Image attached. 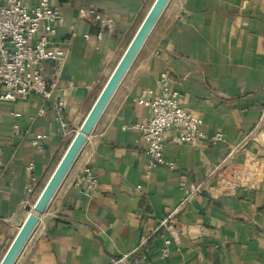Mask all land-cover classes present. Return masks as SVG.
Segmentation results:
<instances>
[{
    "label": "crops",
    "instance_id": "obj_1",
    "mask_svg": "<svg viewBox=\"0 0 264 264\" xmlns=\"http://www.w3.org/2000/svg\"><path fill=\"white\" fill-rule=\"evenodd\" d=\"M153 1L50 0L64 18L51 40L66 52L58 72L44 63L52 98H0V260ZM95 12L115 23L101 38ZM163 73L207 137L166 132V163L150 166L132 127L150 110L134 98L159 91ZM85 165L91 193L76 184ZM137 247V264H264V0L169 1L14 264H108Z\"/></svg>",
    "mask_w": 264,
    "mask_h": 264
},
{
    "label": "built area",
    "instance_id": "obj_2",
    "mask_svg": "<svg viewBox=\"0 0 264 264\" xmlns=\"http://www.w3.org/2000/svg\"><path fill=\"white\" fill-rule=\"evenodd\" d=\"M87 13L85 9H80L81 15ZM63 19L61 10L52 6L50 0H0V86L4 88L0 94L1 99L15 100L31 94L52 98L44 63L53 62L55 72H58L64 62L66 52L51 40L56 24ZM93 21L103 29L99 34L100 38L103 31L115 27L113 18L101 12L94 13ZM159 85V91L145 88L134 98L136 104L150 110L147 122H138L132 126L141 133L150 166L166 163L163 140L166 132L173 130L174 141L179 144L197 145L207 137L203 120L194 116L183 105L178 91L171 88L166 73L161 75ZM54 109L61 134H68L69 125L63 116L64 101H56ZM215 139L220 140L221 134H217ZM33 143L36 144L37 141L34 140ZM32 166L30 164L28 168L31 169ZM76 184L86 193H91L98 187V177L90 165L82 168ZM192 190L199 191L200 187L193 186ZM28 191L34 190L29 188ZM173 215L174 211L161 221V225L171 235L161 247L163 256L168 253L171 238L177 236ZM142 256L141 249L137 247L118 258H112L108 264H137Z\"/></svg>",
    "mask_w": 264,
    "mask_h": 264
},
{
    "label": "water",
    "instance_id": "obj_3",
    "mask_svg": "<svg viewBox=\"0 0 264 264\" xmlns=\"http://www.w3.org/2000/svg\"><path fill=\"white\" fill-rule=\"evenodd\" d=\"M170 0H154L0 260L14 264Z\"/></svg>",
    "mask_w": 264,
    "mask_h": 264
},
{
    "label": "rangeland",
    "instance_id": "obj_4",
    "mask_svg": "<svg viewBox=\"0 0 264 264\" xmlns=\"http://www.w3.org/2000/svg\"><path fill=\"white\" fill-rule=\"evenodd\" d=\"M137 30V28L135 29V31ZM135 31H134V33H135ZM134 33H133V35H134ZM132 35V36H133ZM132 36L125 42V44L122 46V49L119 51V53H118V55H117V57H116V59H115V62H114V65L112 66V68H111V72H112V70L114 69V67H115V65L117 64V62H118V60L120 59V57H121V55L123 54V52H124V50L126 49V47H127V45H128V43H129V41L131 40V38H132ZM142 50V49H141ZM141 54V51L139 52V54H138V56ZM138 56L136 57V59L138 58ZM135 59V60H136ZM111 74V73H110ZM108 77H109V75H108ZM108 77H106V80H107V78ZM105 80V81H106ZM104 81V82H105ZM102 89V88H101ZM249 164H251V161H250V163ZM57 165V164H56ZM249 168H251V166L249 167ZM230 171H228V174H230L229 173ZM240 173H242V172H240Z\"/></svg>",
    "mask_w": 264,
    "mask_h": 264
}]
</instances>
